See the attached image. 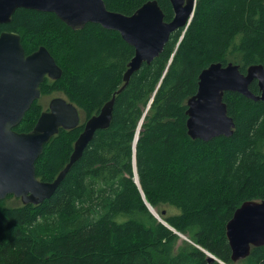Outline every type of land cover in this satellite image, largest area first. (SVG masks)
Wrapping results in <instances>:
<instances>
[{"label":"trees","instance_id":"1","mask_svg":"<svg viewBox=\"0 0 264 264\" xmlns=\"http://www.w3.org/2000/svg\"><path fill=\"white\" fill-rule=\"evenodd\" d=\"M103 1L130 15L147 0ZM157 2L171 20L169 0ZM2 31L18 33L26 55L49 51L61 76L45 77L42 96L60 92L79 110V124L60 128L35 161L37 178L50 182L84 122L123 84L134 49L97 23L72 30L52 12L25 8ZM213 62L237 64L242 73L264 65V0H196L187 27L116 94L110 125L95 132L55 192L36 205L0 200V264H221L203 250L223 264H264V246L232 261L225 233L241 203L264 200V102L224 92L232 134L208 141L187 134L186 102ZM249 89L259 94L256 80ZM43 110L35 100L15 130L31 131Z\"/></svg>","mask_w":264,"mask_h":264},{"label":"water","instance_id":"2","mask_svg":"<svg viewBox=\"0 0 264 264\" xmlns=\"http://www.w3.org/2000/svg\"><path fill=\"white\" fill-rule=\"evenodd\" d=\"M195 1L169 0L173 17L166 21L157 0L145 1L130 15L107 9L103 0H0V24L9 23L18 8L52 12L72 30L82 29L86 23H97L105 29L117 31L134 49L122 75L123 84L99 112L84 122L68 162L53 181L47 182L37 178L35 161L60 128L69 130L79 124V110L64 96H55L41 111L31 131H16L15 127L31 104L41 98L40 83L45 77L51 80L59 78L61 69L44 46L26 55L18 33H0V200L12 195L22 204L36 205L55 192L95 132L110 125L115 96L127 85L131 75L162 52L174 31L187 27L194 14ZM254 80L259 94L249 89ZM224 92H237L251 100L264 102V65H250L245 73L240 72L239 65L231 62H213L204 68L198 76L196 92L186 102L189 137L208 141L232 134L234 122L227 114ZM141 122L142 119L136 129L133 146L138 139ZM134 182L139 185L135 166ZM144 202L155 218L172 229L147 201ZM225 233L234 262L248 257L251 247L264 246V200L241 203L226 223ZM203 251L208 261L223 264L211 253Z\"/></svg>","mask_w":264,"mask_h":264},{"label":"rangeland","instance_id":"3","mask_svg":"<svg viewBox=\"0 0 264 264\" xmlns=\"http://www.w3.org/2000/svg\"><path fill=\"white\" fill-rule=\"evenodd\" d=\"M55 96H63V94L62 93H60V92H57V91H55V92H51V93H49L48 95H45V96H42L40 99H41V102H42V104H43V108H44V110L47 108V105H48V102H49V100L52 98V97H55ZM21 201L19 200V199H15L14 197H11L10 199H8L7 201H6V203L8 204V205H15V204H18V203H20Z\"/></svg>","mask_w":264,"mask_h":264},{"label":"bare ground","instance_id":"4","mask_svg":"<svg viewBox=\"0 0 264 264\" xmlns=\"http://www.w3.org/2000/svg\"><path fill=\"white\" fill-rule=\"evenodd\" d=\"M165 223H166V222H165ZM166 224H167V223H166ZM164 225H165V224H164ZM167 225H168V224H167ZM172 229H173V228H172ZM177 234L179 235L180 233H177ZM180 235H181V234H180ZM180 235H179V236H180Z\"/></svg>","mask_w":264,"mask_h":264}]
</instances>
